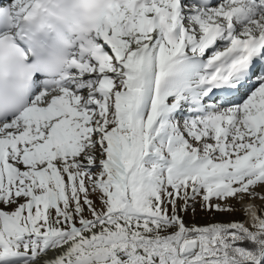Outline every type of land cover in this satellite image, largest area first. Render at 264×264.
I'll list each match as a JSON object with an SVG mask.
<instances>
[{"label":"snow or ice","instance_id":"6c2138e0","mask_svg":"<svg viewBox=\"0 0 264 264\" xmlns=\"http://www.w3.org/2000/svg\"><path fill=\"white\" fill-rule=\"evenodd\" d=\"M264 0H0V264H264Z\"/></svg>","mask_w":264,"mask_h":264},{"label":"rangeland","instance_id":"374dc122","mask_svg":"<svg viewBox=\"0 0 264 264\" xmlns=\"http://www.w3.org/2000/svg\"><path fill=\"white\" fill-rule=\"evenodd\" d=\"M255 191L259 192L262 196H264V188H257L255 189ZM244 198H249L248 196H245ZM250 200H253L257 203L259 212H264V199H260V198H249ZM230 203H232L236 208L237 211L232 212V213H224V214H208L203 212L199 207L196 208L195 210V215L193 216V212L190 210L189 213L187 214L186 219L188 220H193L194 222H196L197 224H206V223H210L212 222V219L209 221L207 220L208 218H212L215 215H223L226 216L228 215L229 218H220L217 220H238V221H244V212L242 209H240L238 207V205H236V201L235 200H231Z\"/></svg>","mask_w":264,"mask_h":264},{"label":"bare ground","instance_id":"6f19581e","mask_svg":"<svg viewBox=\"0 0 264 264\" xmlns=\"http://www.w3.org/2000/svg\"><path fill=\"white\" fill-rule=\"evenodd\" d=\"M236 205H238V207L240 208V209H246V208H249V207H255L256 209H257V211L259 212V209H258V206H257V203L255 202V201H253V200H250L249 198H243V200L242 201H240L239 203L236 201ZM220 219V218H229V216L228 215H226V216H223V215H215L214 217H212V218H208L207 220H213V219ZM247 220V218H246V216L244 215V221H246Z\"/></svg>","mask_w":264,"mask_h":264}]
</instances>
